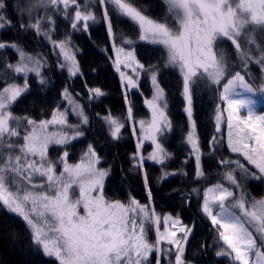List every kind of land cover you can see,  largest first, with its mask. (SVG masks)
<instances>
[{
	"label": "snow or ice",
	"instance_id": "6c2138e0",
	"mask_svg": "<svg viewBox=\"0 0 264 264\" xmlns=\"http://www.w3.org/2000/svg\"><path fill=\"white\" fill-rule=\"evenodd\" d=\"M162 3L165 14L153 18L132 0H15L11 6L7 0H0V32L15 28L17 36L42 37L58 57L56 67L67 71L69 77H79L83 73L71 36L54 39L57 18L68 21L72 31H87L89 23L96 21L92 8L98 4L113 41L114 67L122 87L138 88L144 74L153 89L151 99L144 101L151 113L148 121H135L125 93L127 119L139 124L138 129L132 128L138 142L130 157L138 172L143 170L145 159L163 169L172 156L162 142L172 128L158 79L163 67L175 69L180 76L190 128L185 142L196 160L194 181L208 180L201 165L192 105L198 88L210 90L216 103L212 117L215 134L209 147L215 152L226 144L237 158L221 157L218 163L225 169L221 178L203 188L193 187L186 195L189 202L193 194L201 197L200 213L214 232L213 245H201V249L215 247V256L227 257L230 264H264V197L250 199L241 183L264 180V112L257 107L264 103V0ZM113 14L131 22L139 41L162 49L161 63H140L132 47L136 41L128 36L122 35L117 46ZM7 50L14 53L16 61L0 65V72L13 74V82L0 80L4 84L0 88V206L25 223L27 242L53 264H153V259L155 264H162L164 259L169 264H192L185 253L195 225H185L179 215L156 212L146 172L143 178L149 202L141 204L130 195L125 202L106 195L105 181L111 166H102L103 157L93 143L87 144L77 161L70 162L69 148L85 136L90 121L84 105L67 87L61 96L77 116L76 124L68 123V110L62 112L59 106L50 118L35 119L13 112L14 104L30 91V75L41 86L47 85V60L26 51L18 39L0 40V51ZM251 65L259 66V77L252 76ZM121 66L130 68L132 74L121 71ZM18 77H22V84L15 82ZM87 95L91 101L105 93L94 87L87 88ZM96 115L107 126L108 136L120 139L125 124L110 111L102 117ZM225 125L226 138L222 134ZM146 140L153 145L147 157L141 152ZM53 146L58 150L56 159L49 156ZM175 174L162 170L161 179ZM153 228L155 240H150Z\"/></svg>",
	"mask_w": 264,
	"mask_h": 264
},
{
	"label": "trees",
	"instance_id": "16d2710c",
	"mask_svg": "<svg viewBox=\"0 0 264 264\" xmlns=\"http://www.w3.org/2000/svg\"><path fill=\"white\" fill-rule=\"evenodd\" d=\"M7 2L10 6L15 4V0H7ZM132 2L153 18H159L166 12L162 0H132ZM92 10L96 14V21L89 23L87 31H72L68 27V21L57 18V32L54 39L59 40L65 35H70L72 45L77 51L76 59L79 61L83 75L74 79L67 78L65 72L56 67L58 57L47 40L31 35L17 36L15 28L0 32V40L18 39L25 46L26 51L32 54L39 53L47 60L44 69V75L48 79L47 85L41 86L36 78L30 75V91L14 104L13 112L18 116L28 115L35 119L50 118L52 110L62 105L61 93L67 87L69 92L74 94L77 102L84 105L90 121L89 125L85 126V136L75 141L74 146L69 148L70 160L77 161L87 144L93 143L103 157L102 166L105 168L111 166V174L105 181L106 195L125 202L128 201L129 195L141 204L149 202L143 178V173L146 172L148 187L152 193V204L156 212L161 215L171 214L174 217L179 215L185 225H195L186 245V258L192 264H230L227 257L215 256V251L218 250L215 247L201 249V245H213L214 232L209 221L200 213L201 197L193 194L190 202L186 199V195L193 187L203 188L209 182L215 183L221 178L225 170L218 163L221 157L237 158L227 150L226 144L215 152L209 147V140L215 134L212 117L216 102L213 93L206 88H198L193 96L192 105L196 124L195 135L199 139L202 153L201 165L208 180L199 183L194 181L196 160L190 155L191 147L185 142L190 130L189 121L184 112L185 102L181 95L180 76L173 70L160 75V83L166 95L168 118L172 123L171 130L162 142L172 156L165 161L163 169L160 164L145 159L143 170L140 172L135 170L130 157L136 152L138 139L133 135L132 128L135 126L138 129L139 124L134 125L127 119L128 105L112 62V39L108 35L101 10L96 6ZM8 11L11 14V7ZM113 23L117 41H120L122 35H126L124 32L129 35V31L132 30L129 28V21L115 17V14H113ZM153 47L141 43L136 45L135 53L140 63L149 65L152 63L149 61L157 57L158 52ZM5 61L15 63L16 57L11 50L0 51V65ZM249 70L258 75L255 68L250 67ZM12 75L11 72L6 75L0 72V80L7 79L8 82H13ZM15 82L22 84V77L16 78ZM85 85L87 88L99 87L105 95L89 101ZM3 86L4 84L0 82V88ZM146 93L148 90L127 96L137 122L150 119L151 113L142 100V96L145 98ZM109 111L112 116L119 118L121 123L125 124L118 140H112L108 136L107 126L96 115L99 113L102 117ZM152 151L151 141H144L142 154L147 157ZM162 170L176 174L161 179ZM241 183L250 199L264 197V180L247 179L242 180ZM0 264H53L51 258L44 257L27 242V228L22 219L8 213L2 206H0Z\"/></svg>",
	"mask_w": 264,
	"mask_h": 264
},
{
	"label": "rangeland",
	"instance_id": "374dc122",
	"mask_svg": "<svg viewBox=\"0 0 264 264\" xmlns=\"http://www.w3.org/2000/svg\"><path fill=\"white\" fill-rule=\"evenodd\" d=\"M96 7H98L99 8V10H101V12H102V9L98 6V4L97 5H95ZM129 28H132V30L131 31H129V35L127 34V33H125L124 32V34H126L125 36H128V37H130L131 39H133L134 41H136L135 42V44L132 46V47H134V49H135V47H136V45H138V43H141V44H148V45H150V46H154L153 48L158 52V55H157V57L156 58H154L152 61L150 60L149 62H152L151 64H157V63H161V60H162V57H163V51H162V49L159 47V46H156V45H152V44H150V43H147V42H144V41H139L138 39H137V36L135 35V27L131 24V22H129ZM257 39H258V41L260 40V36H259V34L257 35ZM112 43V47H111V55H112V62H113V64H114V61H115V59H116V53H115V51L113 50V41L111 42ZM116 44H117V46H119L120 45V41L118 40L117 41V39H116ZM223 47H225L226 49L228 48V46L227 45H223ZM75 50V49H74ZM229 51H231L230 49H228ZM76 53H77V51H76ZM135 56H136V53H135ZM136 59L138 60V58H137V56H136ZM250 67H253V68H255L257 71H258V75H256V74H254L251 70H249L251 73H252V76L254 77V78H256V77H259L260 76V73H259V66L258 65H251ZM249 67V68H250ZM116 69V68H115ZM168 70H173V71H176L175 69H171V68H161V72H160V75L161 74H163L164 72H166V71H168ZM121 71H124L126 74H132L131 73V69L130 68H124L123 66H121ZM65 72V75L67 76V78H71V79H74V78H76V77H69V75H68V73H67V71H64ZM177 72V71H176ZM118 73V76H119V79H120V82H121V76H120V73L119 72H117ZM160 75H159V77H158V79H159V81H160ZM33 77L34 78H36L34 75H33ZM258 82V81H257ZM16 83H19V82H16ZM122 84V83H121ZM160 85H161V83H160ZM161 87H162V85H161ZM123 88V87H122ZM146 90H148V93H146L145 94V98L142 96V100L143 101H145L146 99H151V97H152V94H153V89H152V85H151V82H150V79L148 78V76H146V75H144V74H141V76H140V79H139V87L138 88H132V89H125V88H123V92H124V94L125 93H127V96L129 95V94H133V93H141V92H145ZM164 93H165V91H164ZM72 94V93H71ZM72 97L73 98H75V96H74V94H72ZM165 97H166V95H165ZM257 99H259V98H257ZM79 103V102H78ZM146 106V105H145ZM147 107V106H146ZM257 107H258V110L259 111H261V112H264V103H258V105H257ZM59 108H60V111H64L65 109H67L68 110V123H70V124H76L77 122H78V118H77V116L76 115H74L73 113H72V111H71V108H70V106H69V104H68V102L67 101H65V100H63L62 99V105H60L59 106ZM147 110H149V108L147 107ZM150 111V110H149ZM167 114H168V109H167ZM222 134H223V136L226 138L227 137V128H226V125L223 127V129H222ZM77 141H79V139L77 140ZM75 141H73V143H74ZM235 155V154H234ZM49 156L52 158V159H56L57 158V156H58V150H57V148H56V146H53L52 148H50V150H49ZM242 159V158H241ZM70 162H72L71 160H70ZM75 162V161H74ZM161 216H163V215H161ZM18 217V216H17ZM163 229V226L161 225V230ZM151 233V236H149V239H152V240H155V230H154V228L153 229H151L150 230V232H149V234ZM178 235H179V233H178ZM153 264H155V261H154V263ZM162 264H169V262H168V260L167 259H164L163 261H162Z\"/></svg>",
	"mask_w": 264,
	"mask_h": 264
}]
</instances>
